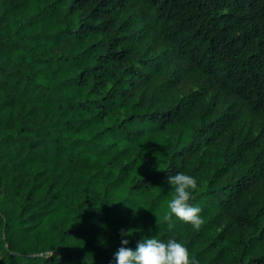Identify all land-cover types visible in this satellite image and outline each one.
Returning <instances> with one entry per match:
<instances>
[{"label":"trees","instance_id":"16d2710c","mask_svg":"<svg viewBox=\"0 0 264 264\" xmlns=\"http://www.w3.org/2000/svg\"><path fill=\"white\" fill-rule=\"evenodd\" d=\"M261 117L264 0H0V264H113L129 229L264 264Z\"/></svg>","mask_w":264,"mask_h":264},{"label":"clouds","instance_id":"9594fccd","mask_svg":"<svg viewBox=\"0 0 264 264\" xmlns=\"http://www.w3.org/2000/svg\"><path fill=\"white\" fill-rule=\"evenodd\" d=\"M166 182L171 186L172 198L167 203L168 214L165 219L172 216L198 228L202 222L201 209L190 201L197 188L195 176L186 172L168 174ZM132 232H121V246L113 256V264H196L190 257L188 248L178 239L167 240L156 236L143 237L136 242L135 248L128 247L126 238Z\"/></svg>","mask_w":264,"mask_h":264},{"label":"rangeland","instance_id":"374dc122","mask_svg":"<svg viewBox=\"0 0 264 264\" xmlns=\"http://www.w3.org/2000/svg\"><path fill=\"white\" fill-rule=\"evenodd\" d=\"M139 28H141V30H147L146 32L150 33V28L151 26H149V23L147 21V19L145 18L144 23L139 25ZM142 49H145V47H143ZM156 52V51H155ZM264 124V118L261 117V125Z\"/></svg>","mask_w":264,"mask_h":264}]
</instances>
